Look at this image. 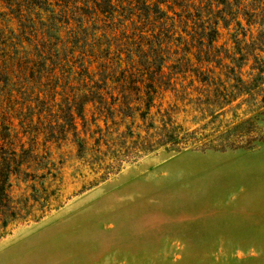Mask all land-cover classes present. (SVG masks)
I'll return each mask as SVG.
<instances>
[{"label":"trees","instance_id":"trees-1","mask_svg":"<svg viewBox=\"0 0 264 264\" xmlns=\"http://www.w3.org/2000/svg\"><path fill=\"white\" fill-rule=\"evenodd\" d=\"M232 6L240 24L239 0H0V233L58 200L53 145L75 149L92 186L160 147L212 146L229 133L205 125L261 89L264 72V0H254L262 27L252 44L243 28L222 41ZM198 98L208 104L195 109ZM195 112L211 119L185 126ZM14 180L25 184L18 198Z\"/></svg>","mask_w":264,"mask_h":264},{"label":"rangeland","instance_id":"rangeland-1","mask_svg":"<svg viewBox=\"0 0 264 264\" xmlns=\"http://www.w3.org/2000/svg\"><path fill=\"white\" fill-rule=\"evenodd\" d=\"M239 1L245 5L240 24L233 6L223 16L222 41L230 46L241 28L251 44L261 32L254 0ZM261 77V89L223 107L228 111L218 119L195 112L184 123L197 129L208 122L209 134L230 129L212 146L160 147L92 186L86 185L91 169L75 149L53 145L60 196L39 219L10 223L0 233V264H264V72ZM224 82L222 93H231V77ZM222 90L209 94L211 107ZM195 102V109L208 104ZM256 133L260 139L251 145L222 146ZM23 187L13 181L16 198Z\"/></svg>","mask_w":264,"mask_h":264}]
</instances>
